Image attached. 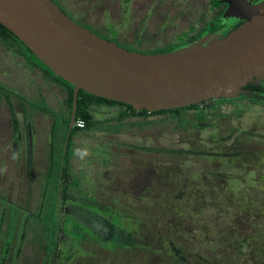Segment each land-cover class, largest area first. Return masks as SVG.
Returning <instances> with one entry per match:
<instances>
[{"label": "rangeland", "instance_id": "374dc122", "mask_svg": "<svg viewBox=\"0 0 264 264\" xmlns=\"http://www.w3.org/2000/svg\"><path fill=\"white\" fill-rule=\"evenodd\" d=\"M60 1L101 33L114 26L125 48L161 49L173 36V27L158 26L163 6H153L141 25L148 0ZM0 86L12 104L10 111L0 92V264H47L46 254L56 247L48 243L51 232L76 238L69 217L89 219V230L104 224L115 233L107 217L123 212L141 214V233L152 244L110 252L85 243L93 259L75 246L66 257H82L76 264H264V98L239 93L210 99L202 106L207 127L197 123L193 109L118 121L119 106H92L94 126L67 142L64 191L58 174L71 112L66 88L11 38H0ZM217 146L252 154L208 161L197 154ZM237 175L239 181L231 177ZM242 200L256 206L242 212ZM161 237L174 241L184 259L171 256L169 245L166 253ZM242 239L248 242L239 244ZM57 244L63 251L62 240Z\"/></svg>", "mask_w": 264, "mask_h": 264}, {"label": "water", "instance_id": "95a60500", "mask_svg": "<svg viewBox=\"0 0 264 264\" xmlns=\"http://www.w3.org/2000/svg\"><path fill=\"white\" fill-rule=\"evenodd\" d=\"M228 14L244 21L224 37L146 53L96 35L52 0H0V23L50 74L73 85L69 131L79 90L137 111H158L234 98L254 79H264V0H231Z\"/></svg>", "mask_w": 264, "mask_h": 264}, {"label": "flooded vegetation", "instance_id": "af4514ba", "mask_svg": "<svg viewBox=\"0 0 264 264\" xmlns=\"http://www.w3.org/2000/svg\"><path fill=\"white\" fill-rule=\"evenodd\" d=\"M54 3H56L67 15H69L76 23L83 26L84 22L82 19L77 18L72 12H70L62 3L60 0H52ZM148 8L146 10V15L143 16L145 19H141V25L144 26L149 21V16L152 15L154 12L153 6H163L160 10L162 19L160 18L158 20V26L161 29H167L168 27H173L171 31L173 32V36L170 39V44H178L177 47H183L184 44H189L194 41H197L198 39H201L203 37H224L228 33H230L234 28H236L238 25H240L244 19H241L239 17H234L228 14V10L231 6V0H148ZM252 4L258 3L261 0H250ZM125 2V1H123ZM133 3V0L130 1ZM121 4V2H120ZM170 6H174L175 13L170 12ZM90 26V25H89ZM84 27V26H83ZM91 30V28H88ZM93 31V30H91ZM168 45V46H169ZM129 50L134 51H143L148 52L151 50H142L137 49L134 46L126 47ZM136 49V50H135ZM256 81H260L261 85H257ZM239 93H243L242 95L247 96H262L264 94V79H254L250 83H248L246 86H244ZM239 94V95H240ZM70 122V119H69ZM68 122V123H69ZM122 212V211H121ZM121 212H117L120 214ZM124 215L117 216L112 215L115 217L111 218L112 224H119L123 225V221L125 223V219L128 221L133 222L132 225H136L137 230H139V237L136 239H132L129 237V235L121 234L115 229V236L110 238L109 235H104L101 233V226H94L96 229L98 228L99 233L92 229L89 230V226L85 224V222L89 221V219H86L84 217H76L72 216L69 217L71 219V223L75 225L73 231H75L76 238L72 241L65 238H57L55 233L51 232L49 234V245H55L56 247L53 250H50L49 253L46 254V260L45 263L53 262L58 259L59 264H64L62 261H70V264H76L77 260L82 257H66V252L69 249L72 250V246L78 247L80 252L85 253V257L94 258V252H88L86 248H84L85 243H89L94 245L95 247H98L97 249H105L108 251H114L117 248H121L122 250H131L136 248H141L144 246V244H152V241H145V237L141 233L142 229V216H140V213L133 214L129 212H123ZM121 217V218H120ZM57 217L52 215L51 221L52 225L51 228H54L55 222ZM131 219V220H130ZM93 220V219H92ZM94 221V220H93ZM97 223V222H96ZM83 232H80L82 231ZM56 238V239H55ZM62 240V245L64 247L63 251H61L58 248L57 241ZM133 240L134 243H131ZM162 242V247L164 251L168 252L167 247V240L163 237L160 238ZM108 241V243L106 242ZM170 241V240H169ZM166 244V245H165ZM253 244L249 243L246 245L247 249L251 250ZM122 247H126L127 249H124ZM244 247V246H243ZM65 250V251H64ZM69 252V251H68ZM251 253V251H250ZM52 254V255H51ZM252 254V253H251ZM70 256V254H69ZM83 257V258H85ZM88 257V258H90ZM90 258V259H93Z\"/></svg>", "mask_w": 264, "mask_h": 264}, {"label": "trees", "instance_id": "16d2710c", "mask_svg": "<svg viewBox=\"0 0 264 264\" xmlns=\"http://www.w3.org/2000/svg\"><path fill=\"white\" fill-rule=\"evenodd\" d=\"M83 26L85 28H91V30H93L92 32H94L96 35H98L102 38H106L110 41H115L120 46L123 45L121 42L118 41V31L115 30L114 26H112V25L107 27V33H101L99 31L95 30L94 28H92L91 26H89V24H87V23H83ZM0 38H2V39L11 38V39L15 40L16 42H18L23 47V49L33 58L34 64L38 68H40L46 75L50 76L53 80H55L58 83H60L61 85H63L66 88L67 102H68L69 107L71 108L72 99H73V88H74L72 84L67 83V82L61 80L60 78L50 74L46 65L38 57H36L14 34H12V32H10L1 23H0ZM185 45L186 44H184L182 46H185ZM177 46H178V44H170L169 46H166L164 48L151 50V51H148L147 53L169 52V51H172V50H175V49H178L181 47V46L180 47H177ZM0 92H2V94H4V98L6 99V102H7L8 106L10 107V111H11V106H12L11 100L9 98V95L6 93V92H8V90H6L5 88L0 86ZM219 99L226 100L227 98H223V97L217 98V100H219ZM207 101H212V100H210V99L205 100V101L200 102L199 104H195V105H191V106L183 107V108H174V109H169V110H158V111H147V110L137 111L132 106H130L128 104H124V103L116 102V101H112V100H107L105 98H101V97L95 96L93 94H90L84 90H79L78 98H77V110H76L75 120H78V119L83 120L85 126L83 128H76L75 126H73L71 128V130L69 131V123H67V130L69 133H68V136L66 137V140H65L66 143L64 144V147H63V153L61 156V163H60L59 174H58V179H59V182L61 184L60 189L63 186L62 190L66 191L65 188L69 187L68 185H66V182L69 179V176L67 173V169H68L67 150L69 149L68 148V143H69L68 141H69L70 137L77 130H81V129H85V128H91L96 123L92 114H91V111H90V108L92 106H107V107L119 106L121 108V111H120L118 118H117L118 121H122L123 119H125L127 117H145L148 115H155V114H172V115L178 116L184 110L193 109V110H198V113H197L198 121H197V123L202 124V127L203 126L207 127L210 124H209V121H207V113H206L205 109L202 107L203 104H205ZM70 114H71V112H69L68 122L70 119ZM12 115H14V114H12ZM216 119H218V118H216ZM12 120H13V122L16 123L15 116H13ZM210 139L214 143L219 141L215 138L214 134L212 135V138H210ZM197 154H201V156L205 157V160L208 161L209 158L216 159V157H226V158L230 159V158H234L237 156H243L245 154H252V152H250V151H246L243 153L235 152L234 154L232 152L227 153L226 151H224V149L222 147L217 146V148L214 147L213 150H206V149L204 150V148H203L200 151H198ZM262 160H264V158L260 159V161H262ZM231 177H233L234 179H237V181H239V179H240V176H238V175L237 176H231ZM64 191L62 192V194L64 193ZM177 195H180V193H178ZM238 205H240V207H241L240 210H242V212H251L250 209L253 208L254 206H256L255 203L249 204V203H247L246 200H242V203H238ZM107 218H108V220H107L108 226L110 227V229H116L117 228V230H119L118 231L119 233L129 235V237L132 239H136L139 237V230H137L136 225H134V224L130 225L129 223H127V224H129V226H128L123 221L122 222L123 225L119 226V224H112L110 222L111 221L110 216H108ZM93 220H94V222L96 221V219H93ZM126 221L127 220L125 219V222ZM126 226H128V227H126ZM102 227L103 226H101V233L102 234L109 235L110 238L115 236L114 232H112V231L108 232V231L104 230ZM96 230L95 231L97 232L98 235L101 234V233H99L98 228ZM239 242H240L239 244L243 245L242 243H247L248 241L246 239H242ZM131 243H134L133 240L131 241ZM167 245H169L171 250H173V252L175 253V254H170L171 256L175 257L179 261L184 259L182 250L175 244L174 241L167 240Z\"/></svg>", "mask_w": 264, "mask_h": 264}, {"label": "built area", "instance_id": "2783aa9c", "mask_svg": "<svg viewBox=\"0 0 264 264\" xmlns=\"http://www.w3.org/2000/svg\"><path fill=\"white\" fill-rule=\"evenodd\" d=\"M73 126L76 128H83L85 126L84 121L81 119L75 120Z\"/></svg>", "mask_w": 264, "mask_h": 264}]
</instances>
